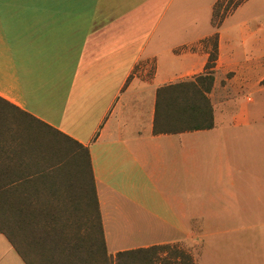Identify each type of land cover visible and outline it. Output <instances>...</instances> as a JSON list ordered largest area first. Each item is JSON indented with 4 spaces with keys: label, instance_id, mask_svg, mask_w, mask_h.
<instances>
[{
    "label": "crops",
    "instance_id": "obj_1",
    "mask_svg": "<svg viewBox=\"0 0 264 264\" xmlns=\"http://www.w3.org/2000/svg\"><path fill=\"white\" fill-rule=\"evenodd\" d=\"M175 1L0 0V99L86 149L90 172L64 166L56 150H17L21 163L10 166L18 140L0 133L2 264H117L119 254L171 244L192 246L194 264H244L204 239L219 234L209 232L216 223H235L225 230L241 234L232 254L249 255L251 222L264 264V105L255 118L252 98L231 105L264 89V53L247 45L227 54L216 31L206 92L196 78L208 53L198 44L213 31L166 42ZM184 83L208 105H175L182 97L169 88Z\"/></svg>",
    "mask_w": 264,
    "mask_h": 264
},
{
    "label": "rangeland",
    "instance_id": "obj_2",
    "mask_svg": "<svg viewBox=\"0 0 264 264\" xmlns=\"http://www.w3.org/2000/svg\"><path fill=\"white\" fill-rule=\"evenodd\" d=\"M176 0L173 4L170 11L165 17V22L169 25V31H164L163 38L167 40L166 42H180L185 40L196 39L201 35L213 31L211 36L201 41L198 45L202 51L207 52L208 54L212 50V44L214 41V33L218 31L222 34L221 45L225 53H229L230 48L236 49L239 53H244V50L247 45L251 48V52L262 54L264 53V0H245L243 1L235 10L230 14L226 15L219 25V20L221 14L226 13L227 10L231 9L232 4L238 0H230L231 4H226L227 0H223L216 4L218 10V17L212 23V11L211 4L214 0H182L178 2ZM217 24V25H216ZM219 25V26H218ZM212 26L214 28H212ZM217 28V29H215ZM248 35V37H247ZM247 39L246 43H243V40ZM191 50H196V47H189ZM258 48H260L258 50ZM254 49V51H253ZM258 50V51H257ZM264 63V58L262 59ZM227 76V75H226ZM261 85H264V80L261 82ZM250 97L253 99V102L249 105H245L251 117H260L258 114V105H264V89L260 88L259 90H252L244 92L243 94L236 97L231 105H241L244 101ZM0 105H3L0 103ZM5 116L9 117L10 121L14 123L17 122L18 114L11 109L3 110ZM264 113V112H263ZM11 128H16V126H11ZM258 209L256 205L249 207V213L251 218H256L258 215ZM241 224V223H239ZM235 223L231 225L230 223H216L209 232L217 231L219 234H216L213 237H208L204 239L205 246L214 248L216 252L223 253L219 256H222L225 261V257H230L232 260L229 263L235 262L238 263L236 257L243 258L244 264H257L258 255L256 254V244L259 242L258 232L260 231V224L257 222L243 223L246 228L243 232H246L245 235H249L248 239L254 242L255 245L251 249V254H244L243 257L240 253L232 254L235 251V248L238 245V242H241L240 233H231L226 234L225 230L228 229H240L234 228ZM259 225V226H258ZM258 226V227H257ZM239 227V226H236ZM239 232V231H238ZM164 248H158L153 251H150L148 254H132L130 257L126 256L122 258L121 264H167V261H174L177 259V256L180 252L187 253L191 251V257L193 258V247L187 246L186 248L181 247L179 244L165 245ZM8 244L6 240L0 236V256L2 255V249L7 248ZM258 247V245H257ZM220 248L221 250H219ZM185 249V250H183ZM187 250V251H186ZM197 250V249H196ZM12 257H15L14 254ZM217 256V255H216ZM233 257V258H232ZM221 258V257H220ZM0 264L2 262L0 261Z\"/></svg>",
    "mask_w": 264,
    "mask_h": 264
},
{
    "label": "trees",
    "instance_id": "obj_3",
    "mask_svg": "<svg viewBox=\"0 0 264 264\" xmlns=\"http://www.w3.org/2000/svg\"><path fill=\"white\" fill-rule=\"evenodd\" d=\"M223 0H219L216 4H219ZM243 1L245 0H238L234 4H232L231 9L227 10L226 13L222 12V16L219 20V25L221 23V20L228 14H230L233 10H235ZM232 2V1H231ZM230 0L226 1V4H231ZM222 3V2H221ZM216 4L213 7V12H212V23L216 20L218 17V10L216 8ZM217 25V24H216ZM218 25V26H219ZM214 41L212 44V50L208 54V59L205 64V74L198 76L196 78V81L198 83L207 85L206 87V92L210 90L212 81H213V69L215 67V63L217 60L218 56V35L214 34ZM193 87H197L193 83H184V84H176L173 86H170V90L174 91L173 94H170V97L175 95V102H178L177 98H181L180 103H176L175 105H208V100L205 96V94L200 91L199 89L196 88L194 91ZM188 91H191L192 93H188ZM184 94V95H183ZM183 95V96H182ZM160 93H159V105H160ZM177 99V100H176ZM173 100V99H171ZM184 101V102H183ZM188 102H192L188 103ZM0 103L3 105H0V124L1 120H4L6 124L0 125V133H9L13 139L18 140L17 142H14L13 144L15 145L14 148V158H10V166H16L18 161L21 163V158L15 157L17 150L21 151H27L31 155L34 154L35 151H50V150H56L59 156V160H64L65 164L64 166L69 165H74L76 168V171L78 172L79 175L83 174V176H86L87 174L90 175L89 172V163H88V156H87V151L83 147L77 145V144H72L70 142H67L65 139L61 138L62 136H59V133L53 130L52 128L44 125L43 123H40L39 121L35 120L33 117H31L28 114H25L17 109H13L12 107H9L8 103L0 99ZM157 105V116L158 113L160 114V106ZM11 109L15 113L17 112L18 114V119L17 122L14 123L13 121H10L9 117L3 115L4 112L3 110ZM205 110V109H204ZM193 112H198V109H196ZM199 114L193 115V117H198ZM206 118H210L211 120V109L209 108L208 112H203V117L202 119L206 120ZM11 126H16V128H11ZM209 126V125H208ZM201 127L200 125L196 126H190L187 128H199ZM156 132V130H155ZM58 135V136H57ZM19 138V139H18ZM50 157H46L43 160L47 162L50 161ZM29 163L31 165L37 164V159L35 158H30L28 159ZM28 177V175H26ZM32 176V175H31ZM10 181L12 182L17 178V175L10 174ZM14 178V179H13ZM166 247L165 245H159L156 247H153L149 250H137V251H131L127 253H122L119 254L117 257V264H121L122 258L132 255V254H148L150 251H153L155 249H160ZM119 260V261H118ZM149 264V263H148ZM167 264H194L193 259L190 254H186L183 252H180L179 255L177 256V259L174 261H167Z\"/></svg>",
    "mask_w": 264,
    "mask_h": 264
}]
</instances>
